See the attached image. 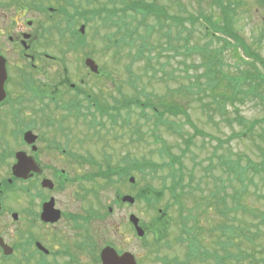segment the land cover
Returning <instances> with one entry per match:
<instances>
[{
	"label": "rangeland",
	"instance_id": "1",
	"mask_svg": "<svg viewBox=\"0 0 264 264\" xmlns=\"http://www.w3.org/2000/svg\"><path fill=\"white\" fill-rule=\"evenodd\" d=\"M1 1L11 5L8 6V9L6 8L3 10L4 13H11L17 8V5H15L13 0ZM53 1L54 0H47L48 4L52 3ZM111 1L115 3L117 2V0ZM111 1L106 0L105 2L112 4ZM147 1L153 2L157 5H167L168 12L173 10L171 14H176L178 11L181 14L192 11L197 13L200 10L204 14L213 15L215 18H217V20H219L218 18L220 17L218 8L213 4L212 0ZM236 1H239L241 6H238L234 14L235 21L233 29L239 36H241L242 39H244V42L246 46L249 47V50L255 52L261 57H264V39L263 41L259 42V34L264 30V2L260 0ZM176 2H178L181 7L184 8V10H179L178 6H175ZM91 7L98 8V5H91ZM30 16L34 15L32 13H28V17ZM38 17L39 16H37V18ZM129 17H134L133 13H129ZM132 20V26L135 27L139 18ZM169 23L170 22H168L167 25H169ZM98 28V20L92 19L88 22L87 26H85L84 35L86 36L87 43L91 46L93 45L94 47L92 59L99 67L102 76L98 74H90L87 69L80 66V59L83 58L82 56L85 54L84 52L87 51L88 53L91 51L89 47L82 52L66 53V58L64 59L66 61L67 71L65 72L63 70V64H61L59 60H57L56 63L54 62L50 67V70L57 75V77L56 75L53 76L54 82L58 81L59 78L67 76L70 78L72 83H76L78 77L82 73L85 74L86 72L88 74L87 77L89 78L87 84L88 92L92 93V96L94 95L101 97L102 95H105L107 97L108 103H111L110 99L108 100V98L112 96L113 88L115 90V88L118 87V100H120V93L124 94L128 98L135 96V90L132 86H137L138 89H144L145 93H148L149 95H155L158 98L166 100L164 101L166 104L170 105L172 101L180 102V105L183 104L185 99L182 101L183 97L175 90L179 89L181 86L188 85L190 81H194L195 77L201 74L204 68L199 65L201 61L204 62V59L202 57L200 58V56L196 53L186 56L182 50H179L178 53L176 52L174 49L177 44L176 39L174 38L176 37V29L172 27V40L169 41L166 38H160L159 35L161 33L158 32L157 29L149 38L145 39L146 41H150L149 45L147 46L148 49L142 50L140 46L142 45V40H144L145 35L144 28L139 27L137 37L135 38V43L128 45V47L123 46L118 57L114 58L111 56L113 50L106 52L104 49L106 45L105 40L100 38L103 35V32L102 30H98ZM94 31H97V34L99 33L98 36H96V39L93 37L95 33ZM113 31L114 29L108 30V32ZM194 41L195 36H192L191 44H194ZM204 41L205 40L201 39L196 40L199 45H202ZM55 45V55H57V57H62L60 50L63 49L64 43L58 40L57 34ZM221 45V43H216L214 44V47L221 48ZM138 50L142 51L141 57L137 56ZM148 51H150V53H148ZM125 53H129V57H125ZM236 54L232 47H230V49L227 48V50L222 54V60H224L227 65L226 71L231 75L237 74V64L243 69H246L247 67L239 61L240 57L244 58L241 52L237 51ZM148 55L152 57L149 64H147L148 59L145 57ZM184 62L186 63L185 65H183ZM129 64H131L130 70L126 71L124 66ZM105 85L107 86L106 90ZM115 93L117 95L116 90ZM247 100L248 99L244 100L242 104L236 103L235 111L231 105H225L226 112L222 114L215 109L214 104L212 108H205L202 111L199 105H201L202 102L205 103L210 101V99L203 94H197L194 102H191L189 105L185 106L186 110L188 111L187 116L175 117L171 116V114H167L165 116V120L168 122L167 124H172V126H159L157 129H155L150 123H143V118L140 115V111L134 106H132L130 110L125 111L124 109L119 110V107H116L115 105H111V108L113 109L115 107L116 112L120 114L119 124H121L123 128H115L112 135L105 136V138L108 140V147L100 136L93 133L92 131V133H90V131L86 129L88 143L83 145V150H85L87 154L97 163H101L103 161V156L108 155L107 163L112 165V170L114 171L118 169L120 161L126 157L135 162V164H140L146 160L156 165L158 168L157 172L151 176L147 173L132 174L135 179L133 187L125 185L126 183H119L120 185L111 184L109 187H103V189L101 188V190H99L98 198L101 203L105 205L104 210L101 209L102 212L104 213V211L110 207L113 210V215L111 217H106V219H104L105 221H103L101 225L100 222L98 224H94V227L98 230V246L103 245L104 242H111L113 244L111 248L114 250H117L118 252L129 251L132 253L135 256L137 264H160V262L156 259L157 257H164L167 260L172 258L184 260V248L182 245L175 242L177 232L175 229L176 224L174 222L171 223L168 235L165 240V243H168L169 246L167 247L164 245L157 252H155L153 248H150L137 240L132 231L129 229V225L127 223L128 215L134 214L139 219L140 223L143 224V227H154L156 225L154 223L156 222L158 209L164 210L167 202L169 201V194L167 191L163 192V199L157 204L158 206L155 207V209H158L155 211H150L141 202H135L132 206H128L126 204L118 205V207L114 206L112 202H114L116 195L115 188L117 186L123 195H130L132 197H134V195H138L140 190L144 189L145 187H150L151 189H149V191L152 193L155 191H161L164 184L168 186L171 182V180L167 177L169 169L161 168L163 167V164L169 161V155H172L175 156L177 161L181 163L179 165L176 164L175 167L176 169L180 168L179 173L181 176H183V185L188 184L189 173L193 174V180L196 182L201 176L202 167L206 168L209 164H211V168L213 169V174H215V177L218 178V176H221L224 180L227 186V192L232 195L234 190H240L242 187L240 181L233 179L232 174L228 175L223 171V162L236 161L238 158H241V164L245 165L247 163L246 158L248 157L254 163H259L263 157L261 156L260 149L264 148V141L256 138V133L255 137L248 140L233 139L227 141L229 137L234 134H238L240 131H242V129L235 123L229 125L225 120L226 118H233L236 112L249 121L264 117V110L261 109L260 106L256 105L254 101L250 102ZM56 113L57 115L60 114L58 112ZM126 119H128V124L124 125ZM100 120H98L95 116V122H99ZM70 126L71 135L73 138L81 136V126L74 125L72 122H70ZM193 126L197 131H199L198 135L194 134V131L192 130ZM262 128L263 126L261 125L256 131L261 133ZM96 130H98V127H96ZM99 134L104 136L102 133ZM113 136H116L117 140L113 139ZM137 136L142 139L135 140L134 142L130 140L136 139ZM95 137H99L98 141L95 140ZM218 141L223 142L221 146L217 145ZM258 145L260 147L259 150L257 149ZM73 151L77 152L78 149L74 148ZM213 152L214 154L212 155ZM181 165L182 171L180 167ZM90 169L91 168L86 165L83 168L80 167L75 169V171L88 173L87 171ZM261 171L262 170H260V173ZM260 173L254 174L251 181L246 182L247 187L245 194L241 197V202L247 206V209L264 212V199L258 197L259 195H264V180L262 179V174ZM251 175L252 174H249V176ZM105 182L106 181L101 179H96V181L93 183L83 182L81 185L84 189H92L94 188L95 183L102 187ZM212 186L213 184L210 183L208 188H211ZM76 189H78V185H71L65 192L57 195L56 204L58 209L64 211L65 213H82V208L85 205L84 203L81 204L74 200V196L77 191ZM9 198H11L8 201L9 204L11 202V204H21L23 207L27 206L28 198L19 192L11 193ZM91 200L92 198L90 196L88 201ZM196 200L197 197L195 199L187 197L181 199L187 208L192 207V204L195 203ZM81 205L82 208H80ZM85 207L86 208L83 209H87V204ZM168 213L173 218L175 217L173 210L169 209ZM234 216L235 218L233 219V223L239 228H244L249 225L251 226V224L256 223L249 214L241 215L239 212L238 215ZM206 218L209 220V223L217 222V214H214L213 211L209 212ZM176 220L177 219L174 221ZM10 222L11 221L9 220V223ZM9 223H7L3 218L0 219V236L5 238L8 242L19 243L20 239L17 229L21 228L23 231L27 229L26 231L29 237H32L33 235L34 237L39 238V242L49 251H52L53 249H61L57 246V244H55L56 241L54 237L56 236L59 238L60 236H63L67 239L66 242L68 245H70V250L74 255H76L78 261L81 264H93L85 253L81 254L74 250V243L79 242L80 239L77 238L76 232L70 227V224L65 219H62L54 227V229H42L41 226H36L35 228H30V231L23 221L16 222L15 224H12V222L10 224ZM200 224L203 227L206 226V229L209 228L206 219L200 218ZM250 226L249 229L254 231V228ZM114 229L120 230L121 235L118 236L114 234ZM262 233H264V226L262 227ZM244 239L245 238L243 237L239 239V249L233 247L229 249V252H231L233 256L240 255L239 251H242L243 254L251 252L252 246ZM204 241L205 243H212L211 238L206 235H204ZM146 242L147 244L153 243V236L148 234L146 237ZM254 246L258 251L259 249L264 250V236L256 239L254 241ZM31 250L32 249L30 247V251ZM19 254L20 252H16L14 254V259L6 261L5 263H3L0 259V264H15L14 261L20 259ZM256 257L263 258L264 251L256 255ZM52 260L53 258H49L50 262ZM63 260L65 259H59L58 261L62 263ZM31 263L34 264L36 261H33L32 259ZM231 263L249 264V260L241 259L236 261L233 259Z\"/></svg>",
	"mask_w": 264,
	"mask_h": 264
},
{
	"label": "trees",
	"instance_id": "2",
	"mask_svg": "<svg viewBox=\"0 0 264 264\" xmlns=\"http://www.w3.org/2000/svg\"><path fill=\"white\" fill-rule=\"evenodd\" d=\"M96 1L98 8H90L88 14L96 16L100 20V28L107 31L100 38L105 40L104 49L106 52L113 50L112 57L117 58L123 46L128 47V45L135 43L139 27L144 28L145 35L140 46L142 50L148 49L147 46L150 41L145 39L149 38L157 29L161 33L160 38H166L168 41L172 40L171 29L173 27L176 29V37H174L177 43L174 48L176 52L182 50L186 56L196 53L204 59V62L201 61L199 65L204 68L201 74L195 77L194 81H190L188 85L175 90L183 97L182 101L185 99L182 105L179 104L180 102L173 101L170 105L166 104L164 102L166 100L155 95H149L145 93L144 89H138L137 86H132L135 90V96L128 98L120 93L119 110L131 109L132 106L138 108L140 115L143 117V123H150L155 129L159 126H172V124H167L168 122L165 120L167 114L175 117L187 116L188 111L185 106L194 102L197 94H203L210 99V101L202 102L199 105L202 111L205 108H212L214 104L215 109L224 114L226 112L225 105H231L235 111L236 103L242 104L246 99L250 102L254 101L256 105L264 110V57L249 50L244 39L233 29L234 14L238 6H241L239 1L212 0L220 13L219 20L211 14H204L200 10L197 13L192 11L181 14L178 11L176 14H171L173 10L168 12L167 5H157L147 0H117L116 3L109 0L112 4L105 2L106 0H88V5H93ZM260 1L264 2V0ZM65 2L67 3V0H64ZM176 3L175 6H178L179 10H184L178 2ZM130 12L133 13L134 17H129ZM135 18H139V20L134 27L132 26V19ZM168 22H170L169 25H167ZM110 29H114V31L108 32ZM61 30L58 29V31ZM96 36L98 34L94 35V39H96ZM192 36H195L194 44H191ZM196 38L205 41L202 45H199ZM263 39L264 30L259 34V42ZM216 43H221V48L214 47ZM89 47L92 52H88L86 56L93 58L94 47L88 45L87 48ZM230 47L235 50V54L237 51H241L244 58L240 57V59L238 56L239 61L247 66L246 69H243L237 64V74L235 75H231L226 71L227 65L222 60L223 52L227 48L230 49ZM141 52V50H138V57L142 56ZM129 55V53H125L124 56L129 57ZM145 57L148 59L147 64H149L152 57L150 55ZM185 64L184 62L183 65ZM130 67L131 64L124 66L126 71H129ZM95 110L101 117L108 116L111 120L114 118L111 107L108 112L106 107L97 104ZM225 120L229 125L235 123L242 129L238 134L229 137L227 141L233 139L248 140L255 137V133L257 134L256 138L264 141V117L249 121L236 112L233 118H226ZM261 125L263 126L262 131L258 133L256 130ZM192 130L194 134H199L194 126ZM222 143L218 141L217 145L221 146ZM257 149H260L259 145ZM260 152L263 157L259 163H254L248 157L245 165L241 164V158L236 161L223 162V171L228 175L232 174L233 179L240 181L242 185L241 189L234 190L232 195L227 192V186L222 177H215L211 164L206 168L202 167L201 176L196 182L193 180V174L189 173V182L187 185H183V176L179 173L180 168L176 169L175 167L176 164L181 163L177 161L175 156L169 155L170 161L163 164L161 169H169L167 176L171 180L170 184L168 186L164 184L161 191H155L154 193L149 191L151 188L148 186L147 190H143L142 193L137 195V198L143 200L150 211H155V207L163 199V192L167 191L169 194V201L165 209L162 210L161 214L158 212L156 215V222L154 223L156 225L149 229L155 241L154 250L157 252L164 245L169 246L168 243H165V240L170 225L174 222L177 232L175 242L182 245L185 252L184 260L158 258L162 264H232L233 259L236 261L247 259L249 264H264V257H256L264 250L259 249L258 251L254 246V241L264 236V233H262L264 212L247 209V206L241 202V197L246 191V182H250L254 174H258L262 170L260 174H262L264 180V148L260 149ZM180 167L182 171V165ZM132 168L134 169L133 165L119 167L117 174L116 172L108 175L104 173L101 177L106 179V184H112V175H116L120 181L124 182L130 175ZM135 168L139 173H147L150 176L158 170L156 165L148 161L137 163ZM249 174L252 175L249 176ZM210 183L213 186L208 188ZM186 197L192 199L197 197L192 207L187 208L181 201L182 198ZM258 197L264 199V195ZM169 209L174 211L176 221L168 214ZM211 211L217 214L216 223H209L206 218ZM239 212L241 215L249 214L253 218L256 223L249 226L253 227L254 231H251L249 226L239 228L233 223L234 215H238ZM200 218L206 219L209 228L206 229V226H201ZM204 235L211 238L212 243H205ZM242 237L252 246L251 252L243 254L242 251H239L240 255L233 256L229 249L232 247L239 249L238 241Z\"/></svg>",
	"mask_w": 264,
	"mask_h": 264
},
{
	"label": "flooded vegetation",
	"instance_id": "3",
	"mask_svg": "<svg viewBox=\"0 0 264 264\" xmlns=\"http://www.w3.org/2000/svg\"><path fill=\"white\" fill-rule=\"evenodd\" d=\"M13 2L17 8L11 13H4L3 10L11 5L0 0V219H5L7 223L10 220L12 224L23 221L29 231L36 226L54 229L65 219L80 239L74 243V250L85 253L93 264H102L100 253L106 242L98 246V230L94 224L100 222L101 225L106 217L113 215V210L108 207L107 213L102 212L105 205L94 195L97 183L90 191L84 189L81 183H87L89 178L99 179L94 177H99V172L108 175L113 171L104 167V161L99 163L102 169L89 164L83 145L88 143L87 121L96 105L104 104L106 108L117 106L118 87L115 88L117 95L113 88L112 96L108 98L111 103H108L105 95L88 94L89 78L86 72L78 77L76 83H72L67 76L54 82L53 76L56 74L50 67L57 58H66L55 55V19L33 7L30 0ZM82 5V13L85 14V0H82ZM28 13L34 16L28 17ZM85 49L86 41L80 40L75 52ZM70 122L81 126V136L72 137ZM74 148L78 151L74 152ZM22 161L24 170L19 167ZM86 165L91 168L88 173L75 171ZM71 185H78L74 200L85 206L87 204V209L81 205L82 213H65L57 208V195ZM16 192L28 198L26 207L8 203L11 193ZM88 195L93 196L91 201H88ZM50 203L59 212V219L55 223H46L41 219L44 206ZM112 203L116 207L121 205L118 195ZM127 223L135 236L133 225L129 221ZM140 225L147 230L142 223ZM26 230L17 229L19 243L8 242L0 236L13 249L12 257L20 252V259L15 260V264H25L26 259L22 258V254L28 244L32 249V259L36 261L34 264H81L65 237L55 236V244L61 249L49 251L39 242V238L33 235L29 237ZM113 232L121 235L120 230L114 229ZM0 252L2 254L1 249ZM49 258L53 260L50 262ZM59 259L65 260L60 263Z\"/></svg>",
	"mask_w": 264,
	"mask_h": 264
},
{
	"label": "water",
	"instance_id": "4",
	"mask_svg": "<svg viewBox=\"0 0 264 264\" xmlns=\"http://www.w3.org/2000/svg\"><path fill=\"white\" fill-rule=\"evenodd\" d=\"M81 31H83V27L81 28ZM85 64L92 72L97 71V67L93 61L86 60ZM23 165H24V162L22 161L19 167L24 170ZM21 169H19V173ZM131 182L133 181L131 180ZM123 201L128 202V203H133L134 200L130 197H124ZM13 218L16 220L15 215L13 216ZM41 219L43 222H46V223H55L59 219V212L53 209L52 203L44 206ZM130 221L135 226L138 237H142L144 232L142 229L138 228V220L135 219L134 217H130ZM0 247L4 250L5 255H10L12 253V250L4 246L1 240H0ZM100 257H101L102 264H136L132 255L125 253L121 256H118L117 253L113 249H110V248H105L102 251Z\"/></svg>",
	"mask_w": 264,
	"mask_h": 264
}]
</instances>
